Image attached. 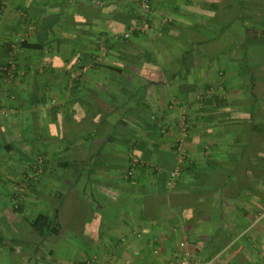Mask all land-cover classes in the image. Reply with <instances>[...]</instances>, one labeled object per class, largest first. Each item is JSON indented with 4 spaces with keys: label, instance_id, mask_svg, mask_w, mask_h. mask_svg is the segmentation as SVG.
<instances>
[{
    "label": "crops",
    "instance_id": "obj_1",
    "mask_svg": "<svg viewBox=\"0 0 264 264\" xmlns=\"http://www.w3.org/2000/svg\"><path fill=\"white\" fill-rule=\"evenodd\" d=\"M240 1L151 0L152 28L128 38L133 0L0 3V63L18 72L0 105L30 100L33 129L30 152L0 133V264H264V0ZM28 153L44 172L20 204L59 236L11 207Z\"/></svg>",
    "mask_w": 264,
    "mask_h": 264
},
{
    "label": "rangeland",
    "instance_id": "obj_2",
    "mask_svg": "<svg viewBox=\"0 0 264 264\" xmlns=\"http://www.w3.org/2000/svg\"><path fill=\"white\" fill-rule=\"evenodd\" d=\"M7 2H9V0H6V3ZM0 3L2 4V0H0ZM98 4H100V3L98 2ZM137 7L139 9V14L141 15V17H143L144 14H142V11L140 10V8H139L138 5H137ZM151 8L152 7H150V10L148 11V17H151V15H152L153 10ZM148 22H149L150 29H151L152 27H151V23H150L149 18H148ZM134 30H136V29H133V28L131 29L130 35H131V33ZM148 32H145V33H148ZM130 35L128 37H130ZM258 44H260V43L258 42ZM255 45L257 46V43L256 42H251L249 44V47L251 49V52H252V49H254V50L256 49V46ZM249 54H250V56L253 57V58L250 57V59H249V63H251V64H254V63L258 62V61L259 62H263L264 61V54H262L261 57L258 56L259 55L258 52H252V55H251V53H249ZM243 66L244 65L242 64L241 67H243ZM243 68H245V67H243ZM38 77H39V73H38L37 77H35L36 80L33 81V83H35L37 81ZM42 77L46 78V74L43 73L42 74ZM12 82H10L8 84H3V86H7L8 87V86H10L12 84ZM24 89H26V90H23V92L27 93L28 92L27 90L29 89V86L25 87ZM5 100H6L5 101V105L4 106L0 105V106L3 107V109L5 110V112L7 113V115L3 114L0 111V133H3V134L4 133H12L11 134V135H13V137H12L13 140L12 141L16 142L17 143V146L18 145H20L21 147H24V145H27V147L28 146H31V138L30 137L32 136L31 133H33L32 132L33 131V129H32V121H31V107H27V106H30V105H28L29 103H27V101H30V100H27L25 98L16 99V100H15V98H12V99L8 98V100L7 99H5ZM20 100H22L24 102L23 103L22 102H19ZM49 100L52 101L51 98ZM7 104H11V105H7ZM12 104L13 105L14 104H16V105L19 104V106L18 107L17 106L14 107ZM11 109H13V111ZM44 129H45V131H47L45 125H44ZM7 137L8 136H6L5 139H7ZM9 137L11 139V136H9ZM8 141H9V139H8ZM26 149H28L29 152L31 151V148L30 147H28V148H26V147L25 148H22L23 151H25ZM26 157L28 159L27 158L26 159L25 158L23 159L24 160L23 165H24V167L28 171H26L23 174L22 179L21 180L19 179V181L17 183L23 181V178L25 177V174H28V173L31 172L32 168H30V167L31 166L33 167L34 161L38 160L37 159L38 156H36L35 158H32V155L29 154V153L26 155ZM40 158L42 159V157H40ZM184 164H183V166H184ZM43 172H44V168H43ZM42 175H43V173H42ZM26 186H28V184ZM26 190H27V187H26L25 191L23 192V195H25ZM29 197H30V195H27V198H29ZM14 204H15V202H14ZM14 204H12L11 207L14 206ZM20 205H21L20 206V211H15L14 209H13V211H14V213L16 215L19 214L22 217V219H23L22 220V222H23V228L26 230L27 228H26L25 222L27 223L28 221H31L33 219V216H34L33 215V210H32V206H31V202L29 200H27L26 203L23 200V202ZM19 220H20V218L18 216H16L14 221L17 222ZM96 252L97 251H94L93 253L96 254ZM79 262L80 261H77L76 260V261L70 262L69 264H83V262L82 263H79ZM94 264H95V261H94Z\"/></svg>",
    "mask_w": 264,
    "mask_h": 264
},
{
    "label": "built area",
    "instance_id": "obj_3",
    "mask_svg": "<svg viewBox=\"0 0 264 264\" xmlns=\"http://www.w3.org/2000/svg\"><path fill=\"white\" fill-rule=\"evenodd\" d=\"M133 1L139 6L140 10L142 11V14H144V16L142 17V24L139 26H134L133 29L140 30L141 32L144 33L148 32L150 30V25L148 22V18H149L148 11L150 10L151 7L150 0H133ZM98 2L102 5L104 4V0H98ZM5 5H6V0H2V7L4 8ZM129 35H130V31L124 33L125 38H127ZM0 72L3 73V76L0 77V85H2V88H3V84H8L12 82L18 73L13 60H11V62L8 61L7 64L0 63ZM2 88L0 87V96L2 93ZM0 111L3 114L7 115V113L1 106H0ZM152 118L157 119L156 116H152ZM161 130L163 133H166L165 128L161 127ZM187 139H188L187 127L183 126L182 132L178 136L175 144V152L177 155V161L179 166L183 165L187 158V147H186ZM140 162L141 161L138 157L131 156L129 161V169H128L129 175L133 176ZM180 172L181 170L179 168L176 169L175 171L171 172L170 178L173 180L178 178L180 176ZM42 173H43V160L38 159L33 163L31 172L25 175V181H21L17 183L13 189L14 192L13 201L15 202L16 206H18V199L23 197V192L25 191L27 187L26 185L28 184L27 181L28 180L31 181L32 179L35 180L39 179V177L42 176ZM179 264H208V263H198V262L193 263L191 261V254L188 252L180 259Z\"/></svg>",
    "mask_w": 264,
    "mask_h": 264
},
{
    "label": "trees",
    "instance_id": "obj_4",
    "mask_svg": "<svg viewBox=\"0 0 264 264\" xmlns=\"http://www.w3.org/2000/svg\"><path fill=\"white\" fill-rule=\"evenodd\" d=\"M151 1V0H150ZM240 0H231V3L234 5V4H237L239 3L240 4ZM235 6V5H234ZM218 13H220V11H218ZM140 15V14H139ZM141 16V15H140ZM170 30V29H169ZM254 30V29H253ZM132 33L136 34L137 36L140 35L141 33L144 34L143 32H141L140 30H134ZM4 63V62H3ZM3 76V73L0 72V77ZM155 121L157 119H154ZM176 154V152H175ZM187 160V158H186ZM186 160L184 163H186ZM141 163V162H140ZM140 165V164H139ZM138 165V166H139ZM137 166V167H138ZM32 168V166L30 167ZM185 168V169H184ZM187 166H183V171L186 172V169ZM127 174H128V171H127ZM27 175V174H25ZM128 176H132V175H129ZM23 181H25V177L23 178ZM32 181V180H31ZM27 183L29 184L30 183V180L27 181ZM14 194V192H13ZM12 194V195H13ZM13 198V197H12ZM14 204V202H13ZM20 201L18 199V206H16L14 204V206H12V208L15 210V211H20ZM25 225H26V228L27 229H30L32 230L37 236H39L41 239L42 238H45L46 236H48L49 234H55L56 236H59L60 235V226H59V223H58V219L57 217H52V216H49L48 214H45V213H39L38 215H36L31 221H28L27 223L25 222ZM26 245V243H25Z\"/></svg>",
    "mask_w": 264,
    "mask_h": 264
}]
</instances>
